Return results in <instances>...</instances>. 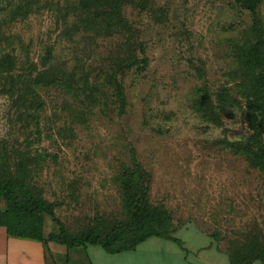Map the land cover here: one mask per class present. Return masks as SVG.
Masks as SVG:
<instances>
[{
  "label": "rangeland",
  "instance_id": "374dc122",
  "mask_svg": "<svg viewBox=\"0 0 264 264\" xmlns=\"http://www.w3.org/2000/svg\"><path fill=\"white\" fill-rule=\"evenodd\" d=\"M11 3L0 0L2 45L18 57L15 71L0 69V184L52 203L72 236H106L129 223L126 189L139 174L154 226L186 242L192 264L264 255V61L250 74L237 58L264 41V0L256 14L237 0L131 9L149 61L126 75L123 111L99 74L104 48L82 33L80 0H34L16 19ZM50 73L81 90L48 84Z\"/></svg>",
  "mask_w": 264,
  "mask_h": 264
},
{
  "label": "trees",
  "instance_id": "16d2710c",
  "mask_svg": "<svg viewBox=\"0 0 264 264\" xmlns=\"http://www.w3.org/2000/svg\"><path fill=\"white\" fill-rule=\"evenodd\" d=\"M15 1V0H14ZM17 2V1H16ZM18 4H10V15L12 19L18 16L27 17L31 11L34 0H18ZM239 4L251 11L257 13L258 4L261 0H237ZM139 9V11H148L147 0H80L79 10L84 15L79 21L83 27L82 33H89L93 30L96 39H99V46L102 45L105 52L101 53L100 61H105L99 67L100 77L106 84V90L123 111L127 104L126 89L124 79L131 72H143L148 67L147 44L144 41L143 31L140 26L130 18V10ZM76 10V9H75ZM0 24V69L7 72H13L17 69L18 57L11 52L5 51L2 41L9 42V38L2 36ZM79 26H74L78 30ZM73 36V35H71ZM107 42L110 44L106 45ZM245 54L237 55L239 61H245V68L254 74L261 61H264V41L256 37L255 42L247 41L243 47ZM50 54V52H48ZM69 81L58 77L55 73H50L48 84H57L68 89L80 91V87L73 84L74 79L67 76ZM42 80H45L44 78ZM72 80L73 82H71ZM24 89L31 87L26 82ZM89 86V85H88ZM223 90V89H222ZM217 96H221L223 91ZM206 91L203 89L202 92ZM88 95V98L95 97ZM202 99H205V105H212L213 96L203 93ZM209 100V101H208ZM222 107V105H220ZM137 169V167H136ZM132 175L134 173L132 172ZM141 175H137L138 180L127 185L126 189V206L129 215L128 224H114L112 230L106 236L83 234L72 236L68 234L63 225L56 217L55 207L52 203L35 200L31 197L28 187L23 183L18 185L14 180H5L0 184V199L7 203V209L0 212V225L6 226L11 235L43 239V215L47 214L52 217L55 226L58 227L49 236L50 241L65 244L69 247L78 245L94 244L104 248L109 253H120L126 250H134L139 244L151 237L181 242L173 235V232L159 230L154 226L151 219L149 199ZM29 217L35 223L21 225L19 218ZM231 264H239L234 261L231 253L228 252ZM261 260L264 262V255L258 256L254 261ZM243 263L251 264L253 263Z\"/></svg>",
  "mask_w": 264,
  "mask_h": 264
},
{
  "label": "crops",
  "instance_id": "0c3cea01",
  "mask_svg": "<svg viewBox=\"0 0 264 264\" xmlns=\"http://www.w3.org/2000/svg\"><path fill=\"white\" fill-rule=\"evenodd\" d=\"M55 230L47 214L43 215L42 240L11 235L6 226L0 225V264H192L187 243L181 239L180 243H165L164 238L151 237L134 250L113 254L99 245L69 247L50 241ZM152 238L157 241L149 243Z\"/></svg>",
  "mask_w": 264,
  "mask_h": 264
}]
</instances>
